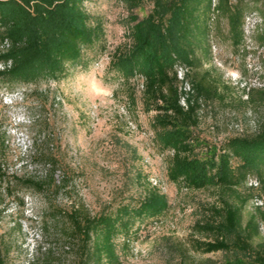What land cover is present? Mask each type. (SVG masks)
<instances>
[{
    "label": "rangeland",
    "instance_id": "rangeland-1",
    "mask_svg": "<svg viewBox=\"0 0 264 264\" xmlns=\"http://www.w3.org/2000/svg\"><path fill=\"white\" fill-rule=\"evenodd\" d=\"M84 6L104 28L102 40L85 50L86 65L71 68L64 79L0 87V170L7 174L0 185L4 264H77L65 234L67 213L78 206L91 215L112 211L152 187L166 195L169 208L137 223L128 247L118 240L119 264L222 261L227 258L222 252L203 254L191 247L193 238H206L193 225L219 202L220 192L187 189L168 179L172 151L156 143V112L143 109V79L125 83L109 69L113 54L130 43L132 17H145L152 3L144 0L130 8L124 0H87ZM248 7L258 18L245 19L243 43L231 44L226 21L220 19L221 31L210 37L209 56L198 52L200 64L189 69V76L183 74L179 84L182 89L205 75V82L221 94L197 103L192 135L194 153L201 158L229 138L255 134L264 122V48L259 39L264 21L257 12L264 9V0L248 1ZM24 180L41 182L42 190L25 186ZM258 185L254 178L237 189L243 198L251 195L244 221L256 208L264 211ZM260 230L264 237V221Z\"/></svg>",
    "mask_w": 264,
    "mask_h": 264
},
{
    "label": "trees",
    "instance_id": "trees-1",
    "mask_svg": "<svg viewBox=\"0 0 264 264\" xmlns=\"http://www.w3.org/2000/svg\"><path fill=\"white\" fill-rule=\"evenodd\" d=\"M87 0H0V44L8 39L10 47L0 52V63L11 61L0 70L2 84H24L43 79L66 78L71 68L86 65L85 50L104 36L103 23L84 6ZM130 8L144 0H124ZM153 8L145 17H132L129 45L118 49L109 69L123 82L143 79L142 104L146 112H156L152 122L156 143L171 150L168 179L187 189L212 188L220 192L219 202L210 206L209 214L193 225L205 239L193 238L191 247L203 254L222 252L220 262L206 259L197 264H264V237L260 223L264 211L259 207L243 219L248 198L237 191L249 179L259 182L264 195V122L250 136H235L222 143L209 157L194 153L192 128L198 124L197 103L202 97H221L212 83L192 79L193 92L181 97L178 68L200 64L198 52L210 54V37L221 31L225 19L231 44L244 41V21L257 14L248 1L258 0H148ZM264 21V9L257 11ZM259 26V25H258ZM256 27V29L258 28ZM261 47L264 29H260ZM264 67V61L262 62ZM7 174L0 170V185ZM53 182V176H51ZM37 192L42 183L24 180ZM235 198L233 201L230 198ZM0 193V204H2ZM169 208L166 195L149 188L136 201L122 203L114 210L91 215L86 209L73 207L66 215L69 230L66 238L77 264H119V243L129 246L137 223L154 218ZM0 264H4L0 249ZM29 264H35L33 263ZM196 264V263H195Z\"/></svg>",
    "mask_w": 264,
    "mask_h": 264
},
{
    "label": "built area",
    "instance_id": "built-area-1",
    "mask_svg": "<svg viewBox=\"0 0 264 264\" xmlns=\"http://www.w3.org/2000/svg\"><path fill=\"white\" fill-rule=\"evenodd\" d=\"M233 1H235V0H233ZM255 17L258 18L256 14H251L247 18L253 19ZM258 25H259V23H257V25H254V28H256ZM10 45H11V43H10V41L8 39L3 40V42L0 44V52L8 49L10 47ZM262 48H264V45H263ZM10 64H11V61H8L7 63H0V70L4 69L5 67H9ZM177 73H178V78L182 82V79H183V76L182 75L184 74L186 76L187 69L184 68V67H179ZM191 88H192L191 85L188 84V83H185V86L182 87V90L186 94L181 97V104L186 103V97H187L188 93L193 92V91H191ZM252 179H254V178H251L248 181L249 182H252ZM250 184H252V183H250Z\"/></svg>",
    "mask_w": 264,
    "mask_h": 264
}]
</instances>
